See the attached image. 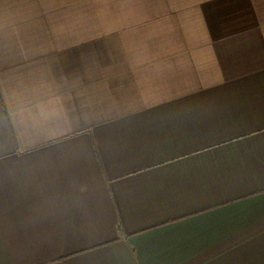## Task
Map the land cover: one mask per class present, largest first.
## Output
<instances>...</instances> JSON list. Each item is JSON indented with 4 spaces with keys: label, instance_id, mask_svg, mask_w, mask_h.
<instances>
[{
    "label": "crops",
    "instance_id": "crops-1",
    "mask_svg": "<svg viewBox=\"0 0 264 264\" xmlns=\"http://www.w3.org/2000/svg\"><path fill=\"white\" fill-rule=\"evenodd\" d=\"M0 264H264V0H0Z\"/></svg>",
    "mask_w": 264,
    "mask_h": 264
}]
</instances>
